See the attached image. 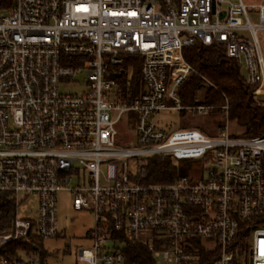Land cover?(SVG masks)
I'll list each match as a JSON object with an SVG mask.
<instances>
[{
  "label": "built area",
  "instance_id": "obj_1",
  "mask_svg": "<svg viewBox=\"0 0 264 264\" xmlns=\"http://www.w3.org/2000/svg\"><path fill=\"white\" fill-rule=\"evenodd\" d=\"M0 14V193L16 217L0 232L10 242L59 236L58 196L94 215L92 246L79 264H124L127 238L156 264H264V136L229 133V105L184 106L179 89L191 75L216 88L183 57L200 44L222 47L246 70L264 106V4L243 0H4ZM251 14L258 19L255 25ZM142 59L143 91L123 101L115 76L127 57ZM84 74L80 91H63ZM216 136L171 131L163 112L210 115ZM136 135L123 144L118 126ZM157 156L203 162L205 176L147 184ZM38 199L37 221L20 219V200ZM0 264H40L39 252Z\"/></svg>",
  "mask_w": 264,
  "mask_h": 264
},
{
  "label": "trees",
  "instance_id": "obj_2",
  "mask_svg": "<svg viewBox=\"0 0 264 264\" xmlns=\"http://www.w3.org/2000/svg\"><path fill=\"white\" fill-rule=\"evenodd\" d=\"M183 57L199 75L207 78L216 87L205 86L200 76L191 75L178 91L184 106H193L197 98L200 104L213 107L222 106L227 102L230 123L240 130L239 134L232 136L248 139L264 136V106L254 101V88L248 85L242 68L226 57L224 48L197 44L184 48ZM141 65V58L131 56L124 59L122 67L118 70L115 79L118 94L123 101H131L143 91ZM212 113L219 114V110L216 109ZM184 114L186 113H181ZM181 171L175 160L157 156L149 161L144 182L173 184L182 175ZM15 217L16 207L13 199L8 194L0 193V232L10 230ZM42 242L35 236H29L26 240L10 242L0 251V255L13 259L19 252H35L36 248H39L40 264H46L47 254L41 250ZM123 242L124 264H156L152 252L146 247L127 238H124Z\"/></svg>",
  "mask_w": 264,
  "mask_h": 264
},
{
  "label": "rangeland",
  "instance_id": "obj_3",
  "mask_svg": "<svg viewBox=\"0 0 264 264\" xmlns=\"http://www.w3.org/2000/svg\"><path fill=\"white\" fill-rule=\"evenodd\" d=\"M0 14H9V11L1 7ZM236 1V0H234ZM249 5L264 4V0H243ZM253 24L258 23V19L251 14ZM261 45L264 51V33L259 34ZM242 74L246 75V70L242 68ZM84 74L76 75L70 79L69 85L62 87L63 91L75 92L83 89L85 81ZM199 99V98H197ZM157 124L160 127H167L171 131L185 128H197L208 136H216L221 116L219 114L192 115L177 111L163 112L157 116ZM120 139L123 144L134 146L136 142L135 131L125 127V117L118 126ZM231 135L239 134L240 130L235 125H229ZM176 163L181 167V174L192 180H199L205 176L204 165L201 160H180ZM38 199L31 196L25 201L20 200L17 214L20 219H27L36 222L38 218ZM94 215L88 211L76 210L73 206L72 197L68 192H60L58 196V229L59 236L55 239L44 240L41 250L47 254L46 264H79L78 253L81 249H88L92 246L90 232L94 227ZM39 257L41 252L38 253ZM41 259V257H40Z\"/></svg>",
  "mask_w": 264,
  "mask_h": 264
}]
</instances>
